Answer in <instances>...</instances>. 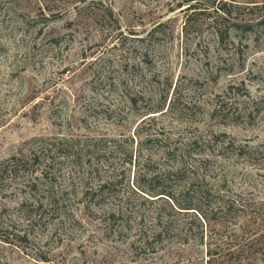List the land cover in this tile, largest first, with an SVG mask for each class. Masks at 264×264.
<instances>
[{"label": "rangeland", "instance_id": "1", "mask_svg": "<svg viewBox=\"0 0 264 264\" xmlns=\"http://www.w3.org/2000/svg\"><path fill=\"white\" fill-rule=\"evenodd\" d=\"M20 151L65 203L4 176L0 264H264V0H0Z\"/></svg>", "mask_w": 264, "mask_h": 264}, {"label": "trees", "instance_id": "2", "mask_svg": "<svg viewBox=\"0 0 264 264\" xmlns=\"http://www.w3.org/2000/svg\"><path fill=\"white\" fill-rule=\"evenodd\" d=\"M195 6V5H193ZM222 11L223 14L227 15L229 11L225 8V3L216 7ZM130 98V100L134 101ZM164 102L159 106L162 109ZM60 149V146L58 150ZM60 151V150H59ZM35 161L34 155H25L21 151L18 154L11 155L8 158L4 159L0 162V181L5 177L10 176L13 178L20 171H24L23 179L21 183V188L23 191L28 192L29 194H35L39 192L38 186L39 184H46L44 187V197L43 201H36V205L38 208L44 206H49L51 208H55L62 206L65 203V190L60 188L61 186H57L50 181V173L52 164L54 163V156H49L48 154L45 156L43 162L39 163V166L36 168H29L27 171V165L33 163ZM37 172V174H35Z\"/></svg>", "mask_w": 264, "mask_h": 264}]
</instances>
